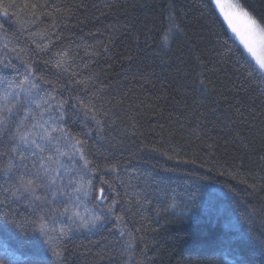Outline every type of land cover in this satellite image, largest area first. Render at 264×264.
<instances>
[{
	"label": "trees",
	"instance_id": "obj_1",
	"mask_svg": "<svg viewBox=\"0 0 264 264\" xmlns=\"http://www.w3.org/2000/svg\"><path fill=\"white\" fill-rule=\"evenodd\" d=\"M234 1L264 27V0ZM44 121L67 153L51 204L5 174ZM0 243L11 264H264V72L212 0H0Z\"/></svg>",
	"mask_w": 264,
	"mask_h": 264
},
{
	"label": "snow or ice",
	"instance_id": "obj_2",
	"mask_svg": "<svg viewBox=\"0 0 264 264\" xmlns=\"http://www.w3.org/2000/svg\"><path fill=\"white\" fill-rule=\"evenodd\" d=\"M216 5L228 21L232 30L239 35L245 47L255 57L261 69H264V27H260L257 21L246 10L238 4L231 2V0H216ZM5 15H7V12H5ZM175 27L179 28V25H175ZM164 39H168L167 34ZM54 123L55 121L53 120ZM62 131V129L53 127L52 124L44 121L39 124V130L35 133V138H30L33 135L32 133L20 135L19 142L11 149L14 156L9 157V167L5 172L7 175L12 169H24V172L19 177V182L16 187L17 192L21 194L25 192L31 193L35 200L39 201L41 197L35 194L34 179L28 178L34 177L44 180V183L40 187L46 193L43 198L45 203L51 204L58 195H63L61 186L57 184V180L61 177L59 169L63 167L58 158L66 156L67 153L62 152L58 146L62 142L61 138L58 135H53V133ZM26 153L40 158V165L35 172H29L27 164L24 163L27 158ZM41 153L50 154L40 157L39 154ZM81 157L83 158L82 152ZM53 162H55L56 166H49ZM32 163L36 166V161H32ZM88 163L85 159V166ZM117 219L120 218L117 217ZM63 231L64 229H61V232ZM0 264H4V261L0 260Z\"/></svg>",
	"mask_w": 264,
	"mask_h": 264
},
{
	"label": "rangeland",
	"instance_id": "obj_3",
	"mask_svg": "<svg viewBox=\"0 0 264 264\" xmlns=\"http://www.w3.org/2000/svg\"><path fill=\"white\" fill-rule=\"evenodd\" d=\"M215 8L217 9V11L219 12L220 16L222 17V19L224 20V22L226 23L230 33L232 34V36L237 40V42L243 47V49L246 51V53L252 58V60L255 62V64L257 65V67L264 72V69H261L259 63L257 62V60L255 59V57L252 56V54L248 51V49L245 47V45L243 44V42L241 41L239 35L234 32L231 28V26L228 24V21L225 19L224 15L220 12V9L217 7L216 5V0H212ZM231 2L236 3L234 0H231ZM237 4V3H236ZM10 258L9 262L10 264L16 260L19 259L18 256L15 255V253L11 252L8 250L7 247L3 246V244L0 243V260H4V258Z\"/></svg>",
	"mask_w": 264,
	"mask_h": 264
}]
</instances>
